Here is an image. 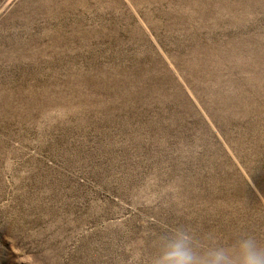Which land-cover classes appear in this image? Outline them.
I'll return each instance as SVG.
<instances>
[{
  "label": "rangeland",
  "instance_id": "1",
  "mask_svg": "<svg viewBox=\"0 0 264 264\" xmlns=\"http://www.w3.org/2000/svg\"><path fill=\"white\" fill-rule=\"evenodd\" d=\"M178 226L264 241V0H0V264Z\"/></svg>",
  "mask_w": 264,
  "mask_h": 264
},
{
  "label": "clouds",
  "instance_id": "2",
  "mask_svg": "<svg viewBox=\"0 0 264 264\" xmlns=\"http://www.w3.org/2000/svg\"><path fill=\"white\" fill-rule=\"evenodd\" d=\"M151 264H264V241L242 233L227 245L205 244L178 226L159 237Z\"/></svg>",
  "mask_w": 264,
  "mask_h": 264
}]
</instances>
